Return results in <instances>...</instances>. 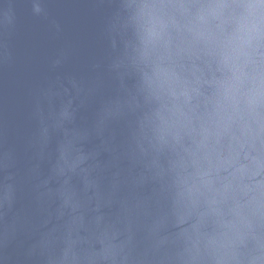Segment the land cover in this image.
<instances>
[{
	"label": "clouds",
	"instance_id": "obj_1",
	"mask_svg": "<svg viewBox=\"0 0 264 264\" xmlns=\"http://www.w3.org/2000/svg\"><path fill=\"white\" fill-rule=\"evenodd\" d=\"M30 6L34 17L49 19L50 0ZM12 8L0 3L8 23ZM112 8L120 38L114 68L133 83L108 115L131 117L127 155L140 169L131 183H151L153 195L134 197L135 223L98 221L82 236L81 218L44 233L27 259L264 264V0H116ZM93 158L71 142L62 151V208L76 211L72 175L82 177L83 195L98 190L89 179ZM10 159L0 157V244L19 226Z\"/></svg>",
	"mask_w": 264,
	"mask_h": 264
},
{
	"label": "water",
	"instance_id": "obj_2",
	"mask_svg": "<svg viewBox=\"0 0 264 264\" xmlns=\"http://www.w3.org/2000/svg\"><path fill=\"white\" fill-rule=\"evenodd\" d=\"M5 2L13 5V19L0 17V157H11L19 226L14 239L0 244V264H44L27 259L44 233L79 225L81 218L82 236L98 221L135 223L134 197L149 200L154 185H132L140 169L127 155L131 117L108 115L133 83L114 68L120 49L111 29L116 0H50L47 20L32 15L30 0ZM69 142L94 157L89 179L98 184L85 196L82 177L71 176L76 211L62 208L58 195L68 179L58 165Z\"/></svg>",
	"mask_w": 264,
	"mask_h": 264
}]
</instances>
